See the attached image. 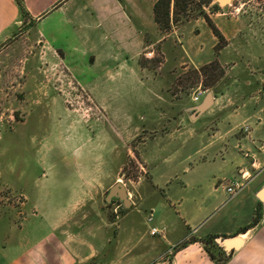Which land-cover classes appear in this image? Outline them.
<instances>
[{
  "label": "rangeland",
  "instance_id": "374dc122",
  "mask_svg": "<svg viewBox=\"0 0 264 264\" xmlns=\"http://www.w3.org/2000/svg\"><path fill=\"white\" fill-rule=\"evenodd\" d=\"M198 6L190 1L161 31L168 34L165 42L140 56L141 84H108L102 69L87 67V58L66 70L57 57L44 55L37 41L40 23L33 26L25 17L0 43V264H9V245L16 238L11 229H39L30 231L33 240L43 229H117L116 216L130 208L139 210L124 221L132 218L147 229L149 208L138 200V187L149 186L151 179L175 183L183 179L184 166L211 152L197 150L201 141L190 138L195 128L202 140L207 132L211 140L215 127L203 115L190 119L192 96L201 88L232 97L250 62L235 55V41L217 40ZM234 6L252 24H264V0H232L216 11L234 18ZM236 40L247 44L248 35ZM211 62L219 69L196 74ZM243 125L239 133H248ZM116 181L132 200L127 208L105 200ZM88 185L91 193L79 212L73 211L74 199L84 196Z\"/></svg>",
  "mask_w": 264,
  "mask_h": 264
},
{
  "label": "crops",
  "instance_id": "0c3cea01",
  "mask_svg": "<svg viewBox=\"0 0 264 264\" xmlns=\"http://www.w3.org/2000/svg\"><path fill=\"white\" fill-rule=\"evenodd\" d=\"M155 1L21 0L20 6L18 0H0V43L21 24L23 8L33 26L40 23L37 41L44 55L57 57L66 70L74 71L78 58H87V67L102 69L108 84H141L138 59L168 37L154 21ZM233 10L234 18L217 11L208 15L228 44L236 42L235 55L248 58L250 68L234 98L219 92L197 116L212 123L214 133L209 140L207 132L204 142L192 128L190 138L198 136L202 146L197 150L211 152L184 166L183 179L175 183L151 179L149 186L138 187V200L155 210L152 223L163 226V232L151 235L132 218L124 221L139 208L116 216L117 229H43L45 234L34 240L30 231L39 229H11L16 238L9 245V264H264V24H252L244 10L238 13L241 7ZM245 35L247 44L236 40ZM203 97L192 99V105ZM219 107L226 109L219 113ZM243 124L250 127L248 133H239ZM235 182L243 185L230 195L226 186ZM90 187L74 199L73 211L79 212ZM92 188L95 192V183ZM207 235H217L213 247L203 244ZM233 236L239 245L225 251L221 241Z\"/></svg>",
  "mask_w": 264,
  "mask_h": 264
},
{
  "label": "trees",
  "instance_id": "16d2710c",
  "mask_svg": "<svg viewBox=\"0 0 264 264\" xmlns=\"http://www.w3.org/2000/svg\"><path fill=\"white\" fill-rule=\"evenodd\" d=\"M197 2L198 3V14L202 15L204 20L206 21L207 25L211 29L213 35L217 38L218 41H226L224 36L221 34V32L218 30L216 25L213 23V21L209 18L208 14L204 11V6H210L212 11H216L219 8V5L217 3H213L210 5L212 0H156L154 5H153V17L154 21L156 22L158 28L161 31H166L167 29L170 28V25L173 21L177 20V13L181 11H185L189 2ZM21 6V0H18ZM22 15L23 17L26 16V11L22 8ZM141 58V57H140ZM209 67L212 70H217L219 69V65L216 62H211L209 64H204L200 66L197 70H195L196 74H206L208 71ZM219 72V71H218ZM217 72V73H218ZM256 221V218H254L250 224L241 227L239 231H243L247 228V226L254 224ZM217 237V235H207L202 239L203 244L206 247H213L214 246V239ZM207 248L208 254L210 257L213 258L212 253L209 251ZM88 264H93V261L88 263Z\"/></svg>",
  "mask_w": 264,
  "mask_h": 264
},
{
  "label": "water",
  "instance_id": "95a60500",
  "mask_svg": "<svg viewBox=\"0 0 264 264\" xmlns=\"http://www.w3.org/2000/svg\"><path fill=\"white\" fill-rule=\"evenodd\" d=\"M219 5L230 4L232 0H216ZM213 103V95L210 91H207L204 95L203 99L196 105L192 107V112L190 113V117H197L204 111H206ZM113 198H117L119 202H121L122 207L127 208L130 205V200L128 198V192L124 188L123 184L120 181H116L113 183L106 195V202L111 201ZM222 247L225 251H230L231 249L237 247L239 245V240L237 236L225 238L221 241Z\"/></svg>",
  "mask_w": 264,
  "mask_h": 264
},
{
  "label": "built area",
  "instance_id": "2783aa9c",
  "mask_svg": "<svg viewBox=\"0 0 264 264\" xmlns=\"http://www.w3.org/2000/svg\"><path fill=\"white\" fill-rule=\"evenodd\" d=\"M206 90L205 89H201V88H198L193 96H192V99L194 101H198L201 97L204 96ZM243 130L248 132L249 131V127L248 125H243ZM246 171H243L241 172V177L244 178V174H245ZM243 183H238V182H235L231 185H228L226 186V191L230 194V195H234L236 194L240 188L242 187ZM152 219H153V210L150 209L146 215V223H147V228H148V231L151 235H157V234H160L163 232V229L164 227L163 226H158V225H155L152 223ZM260 220L261 221H264V207L262 208V212H261V215H260Z\"/></svg>",
  "mask_w": 264,
  "mask_h": 264
}]
</instances>
